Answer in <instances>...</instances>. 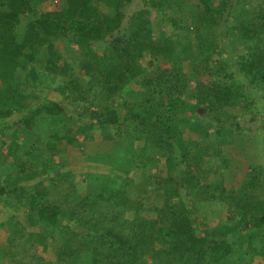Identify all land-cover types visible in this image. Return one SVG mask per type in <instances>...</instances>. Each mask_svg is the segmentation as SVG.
<instances>
[{
	"label": "trees",
	"instance_id": "16d2710c",
	"mask_svg": "<svg viewBox=\"0 0 264 264\" xmlns=\"http://www.w3.org/2000/svg\"><path fill=\"white\" fill-rule=\"evenodd\" d=\"M179 1L200 11L194 40L154 35L155 18L179 25L167 14L177 0H146L125 29L133 0H62L47 11L33 0H0V129L12 139L10 152H0V203L13 213L0 260L264 259V166L249 164L233 195L226 177L236 172L224 149L249 128L264 131V0ZM70 46L79 55L69 57ZM15 114L21 118L4 122ZM96 130L127 146L129 153H114L121 179L64 171L49 152L94 142Z\"/></svg>",
	"mask_w": 264,
	"mask_h": 264
},
{
	"label": "rangeland",
	"instance_id": "374dc122",
	"mask_svg": "<svg viewBox=\"0 0 264 264\" xmlns=\"http://www.w3.org/2000/svg\"><path fill=\"white\" fill-rule=\"evenodd\" d=\"M146 0H133L132 3L126 5L125 9L123 10L125 15V20L123 24V29H125L128 26L129 18L136 13L138 10L144 9L146 7L145 5ZM238 0H233L232 2L237 3ZM34 4L39 5L40 10L47 11V10H59L62 7V0H33ZM177 4H180L179 8L176 6L169 9V12H167L168 17L176 18L179 20V25L174 26L172 24V21L165 19L163 22H160L156 17L154 16V35H156V38L158 39L159 35L161 33H164L168 36L175 35L179 39H181L182 42H186L187 40H194V26H196L197 23H199L200 20V11L199 9L193 5V4H182L179 0L176 2ZM100 9L108 12L109 9L104 4H99ZM192 5V6H191ZM234 5V4H233ZM37 8V6H36ZM30 17L27 16L23 18V24L27 23L29 21ZM157 19V20H156ZM163 30V32L161 31ZM20 31L24 30V27L19 28ZM223 32V27L220 28V32ZM96 48L100 50L102 48V45H96ZM102 50V49H101ZM53 53V52H52ZM68 56L72 55H79L78 48L76 46H70L68 49ZM50 63H55L57 59L50 58ZM185 66L188 64L185 63ZM199 77H202V75H198ZM206 77V76H205ZM81 83L85 85L87 83V79L85 76H81ZM142 80V78H141ZM131 87L133 91L137 92L140 90L139 85H135L134 82L131 83ZM197 83L195 82V79L190 84L191 90H194L197 86ZM264 95V93H263ZM45 98V97H44ZM50 99H54L60 102H65V97L57 92H51L49 94ZM30 105L32 106L33 110L38 109V102L34 99H30ZM193 102V101H192ZM234 111V110H232ZM236 113L240 112L239 110L234 111ZM22 114H15L13 117L5 118L4 122H8L10 124H13L14 121H17L21 118ZM250 130H247L243 134V139H241L243 142L237 143L235 145L229 146L224 148L225 154L228 158L232 160L234 163L233 170L236 172V176H228L226 177V183L229 191H232L233 195H236V191L240 190L243 185V181L246 177V172L248 171L249 164H255V165H261L264 166V131L259 128H249ZM6 134V133H5ZM8 134H11V131H8ZM95 139L94 142H88V143H82L81 145H75L73 147H67L66 150H64V145L59 144L57 146L56 150H52V152L49 150V152L55 156V159L58 160V157L61 156L63 160V167L62 170H72L75 171L77 174H91V175H99V176H108L112 178L118 179V168L114 167L116 164H119V161L114 158V153L116 154L118 152L125 154V150H127L126 145H122L115 137V133L112 132L111 136L105 135L104 132L101 130L95 131ZM247 134L252 137L253 141H249ZM12 142V139L9 137H5L4 133L0 129V152L3 154H7L10 152V144ZM21 144H24V139L20 140ZM104 150V153L102 151ZM61 151L62 153L60 154ZM129 153V150H127ZM119 154V153H118ZM104 155V156H103ZM210 161V160H208ZM209 168V166H207ZM154 173V169L150 170ZM136 179V183L140 180V174H137V176H134ZM46 178V177H43ZM213 177L212 175L209 176V179L211 180ZM121 179V178H119ZM77 183H79V187L84 186V183L82 179H78ZM84 189V188H83ZM234 198V196H232ZM232 198V199H233ZM227 212L225 211L222 214L221 219L225 221ZM13 216V213L6 209L1 203H0V244H6L8 234L10 232V228H6L3 226V223H9L11 221V217ZM22 219V216H20ZM42 250L39 249L40 254H42L44 257H48V254L45 252H41ZM1 256V254H0ZM263 260H258L254 264H261ZM1 264H10V260L6 257L0 260ZM259 262V263H258Z\"/></svg>",
	"mask_w": 264,
	"mask_h": 264
},
{
	"label": "crops",
	"instance_id": "0c3cea01",
	"mask_svg": "<svg viewBox=\"0 0 264 264\" xmlns=\"http://www.w3.org/2000/svg\"><path fill=\"white\" fill-rule=\"evenodd\" d=\"M258 260H263V261L261 262V264H264V259H262V258H256L255 262H257ZM258 263H259V262H258Z\"/></svg>",
	"mask_w": 264,
	"mask_h": 264
}]
</instances>
